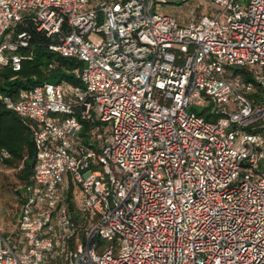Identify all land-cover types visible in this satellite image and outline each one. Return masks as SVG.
<instances>
[{
    "label": "built area",
    "instance_id": "built-area-1",
    "mask_svg": "<svg viewBox=\"0 0 264 264\" xmlns=\"http://www.w3.org/2000/svg\"><path fill=\"white\" fill-rule=\"evenodd\" d=\"M157 1L0 0V66L36 34L82 61L0 88L36 146L0 264H264V0L186 23Z\"/></svg>",
    "mask_w": 264,
    "mask_h": 264
},
{
    "label": "trees",
    "instance_id": "trees-1",
    "mask_svg": "<svg viewBox=\"0 0 264 264\" xmlns=\"http://www.w3.org/2000/svg\"><path fill=\"white\" fill-rule=\"evenodd\" d=\"M48 43V39L43 34H36L29 47L19 50L26 55L20 70H13L10 66H0V88L8 93H16L21 87L32 86L46 80L61 79L80 84V79L76 77L73 69L81 66L82 61L51 50ZM52 61L55 62V66L50 67L49 63ZM33 132V124L28 118L22 117L0 102V149L7 148L11 153L10 157L0 160L9 166L17 167L22 164L19 177L23 181V187L16 189L21 193V202L26 198L27 186L33 182L36 158ZM69 206L75 220L82 222L84 214L77 208L72 190L69 195Z\"/></svg>",
    "mask_w": 264,
    "mask_h": 264
},
{
    "label": "rangeland",
    "instance_id": "rangeland-1",
    "mask_svg": "<svg viewBox=\"0 0 264 264\" xmlns=\"http://www.w3.org/2000/svg\"><path fill=\"white\" fill-rule=\"evenodd\" d=\"M242 2L246 1L242 0ZM156 4L160 10L174 14L183 23L192 18L193 8L196 17L203 13H213L217 8L214 0H165L157 1ZM21 167L22 164L17 167L9 166L0 160V224L6 234H11L16 229L21 204V193L16 189L23 187V181L19 177ZM103 242L107 243L108 240L104 239Z\"/></svg>",
    "mask_w": 264,
    "mask_h": 264
},
{
    "label": "water",
    "instance_id": "water-1",
    "mask_svg": "<svg viewBox=\"0 0 264 264\" xmlns=\"http://www.w3.org/2000/svg\"><path fill=\"white\" fill-rule=\"evenodd\" d=\"M35 162H36V158H35ZM35 164V163H34Z\"/></svg>",
    "mask_w": 264,
    "mask_h": 264
}]
</instances>
